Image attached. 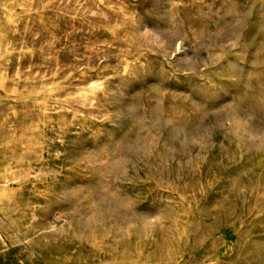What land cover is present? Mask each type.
Masks as SVG:
<instances>
[{
	"label": "rangeland",
	"instance_id": "obj_1",
	"mask_svg": "<svg viewBox=\"0 0 264 264\" xmlns=\"http://www.w3.org/2000/svg\"><path fill=\"white\" fill-rule=\"evenodd\" d=\"M0 264H264V0H0Z\"/></svg>",
	"mask_w": 264,
	"mask_h": 264
}]
</instances>
